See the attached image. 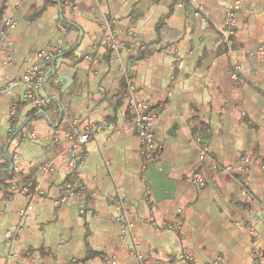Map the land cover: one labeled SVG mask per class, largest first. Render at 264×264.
Wrapping results in <instances>:
<instances>
[{"label": "crops", "instance_id": "crops-1", "mask_svg": "<svg viewBox=\"0 0 264 264\" xmlns=\"http://www.w3.org/2000/svg\"><path fill=\"white\" fill-rule=\"evenodd\" d=\"M178 1L0 0V264H260L264 0L242 6L228 40L234 0ZM105 21L116 51L103 44ZM44 64L36 107L21 82ZM131 84L160 114L163 150L148 166ZM71 125L99 132L78 145ZM197 137L219 166L249 156L246 177L203 163ZM71 161L78 194H65Z\"/></svg>", "mask_w": 264, "mask_h": 264}, {"label": "built area", "instance_id": "built-area-1", "mask_svg": "<svg viewBox=\"0 0 264 264\" xmlns=\"http://www.w3.org/2000/svg\"><path fill=\"white\" fill-rule=\"evenodd\" d=\"M248 1L249 0H234L232 8L227 12L226 23H225V28H226L225 34L227 36L226 40H228L229 37L233 34L237 22L238 13L240 12L242 6ZM194 2L196 3V0H179L177 5L179 8H185L187 3L194 4ZM203 11H204L203 7L198 6L197 15H199ZM102 26L103 28H105L103 44L107 46L111 51H116L118 49V42L115 33L112 30L113 22L105 21L102 24ZM258 53L259 55L264 56V49H259ZM40 57L44 58L45 61L51 59V56L40 55ZM45 67L46 64H44L39 70H33V72L25 75L21 82L22 84H26L29 87V92L26 95V99L29 100L36 107H42L46 104L45 100H43L38 94V89L40 88L43 82L42 73ZM238 71H239V67L236 66L235 72L232 74L234 80H238ZM15 85L17 84L12 83L10 84V87ZM129 91H130V109L133 111L131 126L137 132L142 142V146H143L142 156L146 162V166H148L150 163L156 161L157 157L161 154L163 150V146L156 142L154 135V128L160 118V114L158 112L153 111L151 105L148 102H140L135 99L134 86L132 84L129 85ZM98 132L99 129L95 125L89 127L84 131L79 130L75 125H71L68 129V134L71 140H74V142L78 145H84L89 143L92 140V138H94L98 134ZM197 140H199L198 142L200 146V159L203 163L209 160L215 168H217L219 171L225 174L232 175L238 173L239 175H242L243 178L246 177V175L249 172V166L251 162L249 156L242 157L240 164L237 166H231V165L219 166V164L215 160H212L210 158L207 144L203 142L201 138L197 137ZM78 167L79 164L77 163V161L70 162L69 169L72 172L74 178L72 179V182L66 185L65 194H78L82 191L81 184L78 181L79 178V174L77 173ZM45 169L47 171H51L52 168L49 165ZM192 181L194 184L198 186H204L206 183L204 176L198 173L193 176ZM17 191L19 193L27 195L31 199L41 195L42 193L39 188H36L35 190H30L28 188L23 187L17 189ZM254 201H255L254 196L251 193H249L247 195V204L252 205ZM133 253L135 256H137L140 259L144 257L143 254L139 252H133ZM181 257L182 259L187 261L192 260V255L190 253H184ZM213 264H220V263L215 262ZM260 264H264V258H260Z\"/></svg>", "mask_w": 264, "mask_h": 264}, {"label": "water", "instance_id": "water-1", "mask_svg": "<svg viewBox=\"0 0 264 264\" xmlns=\"http://www.w3.org/2000/svg\"><path fill=\"white\" fill-rule=\"evenodd\" d=\"M54 74H55V61L53 62ZM67 80V78H66Z\"/></svg>", "mask_w": 264, "mask_h": 264}]
</instances>
